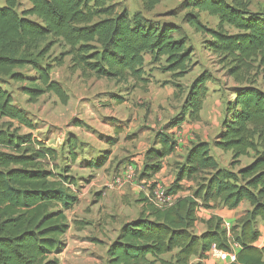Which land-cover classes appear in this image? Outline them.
I'll list each match as a JSON object with an SVG mask.
<instances>
[{"label": "trees", "instance_id": "obj_1", "mask_svg": "<svg viewBox=\"0 0 264 264\" xmlns=\"http://www.w3.org/2000/svg\"><path fill=\"white\" fill-rule=\"evenodd\" d=\"M25 1L29 7L22 9L21 0H0V83L7 78L28 82L23 91L31 103L45 94L64 104L69 101L52 78L54 66L43 62L50 49L41 48L40 41L47 37L69 48L73 68L84 76L145 82L147 56L178 78L189 70L193 52L176 25L153 23L141 12H118L110 0ZM143 3L152 11L161 0ZM183 5L191 10L186 23L210 38V50L238 85L227 111L231 118L225 119L214 144L232 154L231 169L219 165L210 143L193 144L176 165L175 183L167 190L177 197L175 202L159 208L146 199L147 209L109 247V264H204L213 247L232 253L235 246L236 261L230 264H264V248L257 245L262 237L257 222H264V90L255 83L260 75L264 81V14L250 12L246 0H186ZM200 13L217 18L219 28L206 27ZM210 81L206 73L194 81L184 117L173 127L200 121ZM23 128L34 130L36 124L0 85V264H62L58 255L70 230L67 213L79 197L72 189L70 168L58 164V152ZM70 148L72 164L77 156L71 141ZM177 148L173 135L158 134L140 179L150 181L160 174L163 161ZM244 158L250 162L242 166ZM186 192L188 196L179 197ZM244 203L250 210L232 229L212 216L205 232H195L201 209L232 211ZM167 255L172 258L165 259Z\"/></svg>", "mask_w": 264, "mask_h": 264}, {"label": "rangeland", "instance_id": "obj_2", "mask_svg": "<svg viewBox=\"0 0 264 264\" xmlns=\"http://www.w3.org/2000/svg\"><path fill=\"white\" fill-rule=\"evenodd\" d=\"M21 1L22 9L29 7L28 2ZM185 1L161 0L154 10L148 11L143 0H110L118 12L126 10L131 15L141 12L153 23L166 22L179 28L178 35L187 39L193 52L189 70L183 77L164 72L149 57L145 64V82L84 76L81 70L73 68L69 48L62 41L47 37L40 41L41 48L50 49L43 62L54 66L52 78L67 93L68 103H62L54 94H45L31 103L23 91L24 87H30L28 82L15 83L7 78L0 83L11 93L14 104L36 124V129L23 128V133H32L43 140L58 152L61 169L70 168L68 176L74 181L72 189L79 203L67 213L70 230L63 238L66 248L58 255L62 264H109L108 250L121 226L140 215L145 208L146 194L156 185L166 190L174 185L176 165L183 162L193 144L210 143L219 165L231 169L232 154L217 152L214 144L223 131L225 119L231 118L227 111L238 85L228 76L221 58L210 50V38L186 23L185 16L191 10L185 8ZM246 1L250 12L264 14V0ZM200 19L210 29L219 28L218 19L208 13H200ZM204 73L211 76V81L200 121H186L181 127H173L184 117V104L192 84ZM255 83L264 90L262 75L255 78ZM161 133L173 135L177 151L163 161L159 177L145 180L143 184L140 174L146 152ZM70 141L76 146L77 156L72 164ZM249 162L244 158L241 165ZM98 163H104L103 167L93 166ZM184 186L189 188L192 184L184 183ZM188 195L189 192L181 193L179 197ZM215 210L217 215L230 212L222 207ZM249 210L247 203L242 204L232 212L237 217L235 223H230V228L225 226L232 229ZM201 212L196 233L206 230L207 217L214 216L205 208ZM257 228L264 231V222L259 220ZM164 258L170 260L172 255ZM198 261L193 259V263ZM203 262L226 264L211 256Z\"/></svg>", "mask_w": 264, "mask_h": 264}, {"label": "built area", "instance_id": "obj_3", "mask_svg": "<svg viewBox=\"0 0 264 264\" xmlns=\"http://www.w3.org/2000/svg\"><path fill=\"white\" fill-rule=\"evenodd\" d=\"M148 202L156 207L164 208L171 206L175 202V197L167 194V190L161 186L156 185L147 196ZM229 229V228H228ZM238 246H235V251L228 253L213 247L209 253V256L230 264L236 261V252Z\"/></svg>", "mask_w": 264, "mask_h": 264}, {"label": "crops", "instance_id": "obj_4", "mask_svg": "<svg viewBox=\"0 0 264 264\" xmlns=\"http://www.w3.org/2000/svg\"><path fill=\"white\" fill-rule=\"evenodd\" d=\"M148 57V56H147ZM216 141H218V138H216V140H215V142ZM216 151L217 152H222L221 150H219V149H216ZM188 152V151H187ZM147 153V152H146ZM226 153V152H225ZM187 154V153H186ZM211 154L213 155V157H215V154H214V151H213V149H212V146H211ZM229 154H231L230 152H229ZM146 156V155H145ZM172 156V155H171ZM186 156V155H185ZM185 158V157H184ZM216 159V158H215ZM217 160V159H216ZM162 172V171H161ZM159 175H161V173L160 174H158L156 177H159ZM146 181L144 180V181H142V183L144 184ZM138 192H141V191H138ZM143 192V191H142ZM148 194L149 193H147L146 194V199H147V196H148ZM140 195H142L143 196V193H140ZM145 198V197H144ZM177 199V198H176ZM147 206H148V204L145 202V208L141 211V213H140V215L144 212V210L145 209H147ZM226 210H228V209H226ZM212 211V215H214V216H219L220 218H222L223 220H224V223L229 227V225H230V223H235V221L237 220L236 218L237 217H235L234 216V213H232V212H234V210H232V211H230L227 215H223V213H221L220 215H217V214H215V211H217V210H211ZM210 214V213H209ZM140 215H138L136 218H134V219H132V220H130V221H127L126 223H124L122 226H121V228L119 229V231H118V233H117V235H119V233H120V231L122 230V228L126 225V224H128V223H130V222H132V221H134V220H136L137 218H139L140 217ZM202 215V212H201V210L198 212V216L200 217ZM208 219H210V217H207V220ZM198 226V224L196 225V227ZM230 228V227H229ZM203 232H205V230L203 231ZM203 232H201V233H198V234H202ZM261 233H262V237H261V239L259 240V242L257 243V245L260 247V248H264V231H261ZM118 237V236H117Z\"/></svg>", "mask_w": 264, "mask_h": 264}]
</instances>
